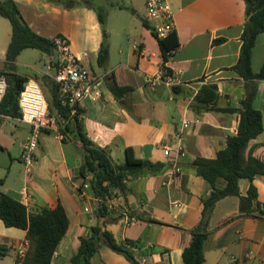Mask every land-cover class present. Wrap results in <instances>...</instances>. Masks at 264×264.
<instances>
[{
	"label": "crops",
	"instance_id": "1",
	"mask_svg": "<svg viewBox=\"0 0 264 264\" xmlns=\"http://www.w3.org/2000/svg\"><path fill=\"white\" fill-rule=\"evenodd\" d=\"M15 1L37 33L50 38L57 33L66 35L71 50L97 79L92 95H86L79 105L78 118L89 139L106 147L114 162H124L125 147L131 146L136 157L162 163L155 171L125 178L123 189L110 185L107 228L118 240L138 241L140 247L135 250L143 264H183L182 249L190 240V228L200 218L201 192L207 188L193 159L197 155L216 156L226 136L236 133L240 118L236 108L246 95L247 80L257 86L253 104L261 110L263 123V129L249 140L247 151L251 147L252 154L264 161V78L247 79L233 67L242 42L244 0H166L179 41L165 61L175 76L174 83L146 80L147 75H158L162 67L150 27L142 24L139 39L130 45L114 47L107 38L109 53L103 67L97 62L102 29L92 6ZM132 8L139 11L137 6ZM10 35L11 24L0 15V71L5 69ZM218 37L222 39L215 40ZM24 49L14 60L16 72L37 80L41 74L52 76L54 67H50L48 57L40 68L22 58ZM263 60L264 34L259 33L250 51L252 70L258 71ZM19 64L30 65L34 71L23 72L17 68ZM112 75L119 84L130 85L119 97L108 87ZM48 105L58 115V126L40 131L27 185L20 155L30 125L19 115L0 113V189L24 202L29 212L62 204L68 225L50 264H70L78 237L87 234L97 220L96 198L89 175L79 176L82 147L75 127L50 105V100ZM205 105L214 108L204 109ZM182 118L190 123L178 137ZM66 122L70 124L67 128ZM165 145L170 146L169 154L163 152ZM251 182L258 200L264 203V174H256L251 180L241 177L240 193H245ZM207 228L202 264H249L243 257L248 251L264 260V214L240 213L238 196L216 201ZM25 233V228L6 225L0 218V264H12L17 247L27 241ZM98 256L101 263L94 264H130L105 244L99 247Z\"/></svg>",
	"mask_w": 264,
	"mask_h": 264
},
{
	"label": "trees",
	"instance_id": "2",
	"mask_svg": "<svg viewBox=\"0 0 264 264\" xmlns=\"http://www.w3.org/2000/svg\"><path fill=\"white\" fill-rule=\"evenodd\" d=\"M50 1L62 3L66 7L86 4L94 8L102 29L97 62L104 67L109 53L104 9L95 5L92 0ZM244 2L245 19L241 32L242 42L238 60L233 67L247 79L264 78V60L258 71H253L250 64L251 48L258 34H264V0H244ZM0 15L6 17L11 24V35L5 50V69L1 71L6 77L7 86L0 102V113L16 116L20 114L18 95L28 76L14 70L15 58L22 49L35 47L47 55L50 59V67H54L56 50L52 37L39 34L30 27L15 0H0ZM142 23L146 27L151 25L147 18H142ZM151 32L158 43L161 66L166 72L171 73L165 61L178 46L177 33L174 28L162 37L157 36L153 30ZM221 39L222 37H218L215 40ZM39 80L49 91L50 105L55 106L61 115L75 127L76 137L80 140L82 147L79 176L89 175L96 198L94 206L97 220L89 226L87 234L78 237L77 247L70 255V264H94L95 261L101 263L98 249L103 244L124 255L130 264H143L135 250L140 247L139 242L132 238L118 240L107 228L105 218L111 211L107 200L112 197L110 185L123 189L125 178L142 172L155 171L162 166V163L136 157L131 146L125 147L126 160L124 162H114L106 147L94 144L86 135L81 120L78 118L79 109L71 113L67 107L61 105L58 83L53 77L49 74H41ZM108 87L115 96L119 97L130 88V85L119 84L112 75L108 78ZM246 87L247 92L241 100V106L236 108L240 115L236 133L226 136L225 144L217 150L216 156L197 155L193 159L196 172L202 176L207 188L201 192L203 207L200 218L197 224L190 228V240L182 249L183 264L203 263L208 220L218 199L236 195L240 213L253 216L264 214V203L257 198L256 186L251 182L246 192L242 194L238 183L241 177L251 180L256 174H264V161L252 154L251 147L247 151L249 140L263 129V123L261 110L253 104L257 86L247 80ZM209 108L214 107L204 106V109ZM217 109L220 108L217 107ZM224 109L233 110L235 108L225 107ZM69 123L65 124V128L69 127ZM262 144L264 145V141ZM2 182L3 177H0V185ZM0 218L6 225L26 229L25 238L28 241V247L21 264H50L52 255L68 225L66 211L61 203L53 207L44 206L37 212H29L24 202L1 189ZM1 247L0 245V255L3 253ZM141 252H146V249L141 248Z\"/></svg>",
	"mask_w": 264,
	"mask_h": 264
},
{
	"label": "built area",
	"instance_id": "3",
	"mask_svg": "<svg viewBox=\"0 0 264 264\" xmlns=\"http://www.w3.org/2000/svg\"><path fill=\"white\" fill-rule=\"evenodd\" d=\"M146 18L151 21L153 31L157 36H165L174 28L172 12L166 0H145ZM56 50V61L54 63L53 79L58 83L59 99L61 105L67 107L71 113L79 109L81 100L86 95H92L97 79L90 75L89 71L82 64L80 57L71 48L66 35L57 33L52 36ZM146 80L150 82L164 81L174 83L175 76L171 72H166L160 68L158 75H147ZM7 86L5 75L0 71V102L3 98ZM19 118L30 125L29 133L22 146L21 160L24 165L26 185L30 180L31 168L35 161V148L38 135L43 128H57V113L49 109L48 99L45 95L42 84L35 77H28L24 82L18 95ZM190 121L181 119V128L176 132L181 137V129L186 127ZM180 148V146H179ZM164 154L170 153V146L163 147ZM28 242H24L16 249V257L12 264H21L25 255ZM249 264H264V260L257 258L248 251L243 255ZM235 260L236 257L232 256Z\"/></svg>",
	"mask_w": 264,
	"mask_h": 264
},
{
	"label": "rangeland",
	"instance_id": "4",
	"mask_svg": "<svg viewBox=\"0 0 264 264\" xmlns=\"http://www.w3.org/2000/svg\"><path fill=\"white\" fill-rule=\"evenodd\" d=\"M95 5L103 8L106 13V30L110 37H107L115 46L120 43L131 44L133 40L139 39L142 18L146 17V8L143 0H92ZM139 7V11L132 8ZM140 28V29H139ZM148 34L149 31L147 32ZM22 58L34 63L37 67L44 68L47 55L35 47H27L21 53ZM115 54V51H114ZM23 72H33L30 65L19 64L17 66ZM88 70V69H87ZM40 77V76H39ZM46 97L49 100V91L42 83ZM38 150V146L35 148Z\"/></svg>",
	"mask_w": 264,
	"mask_h": 264
},
{
	"label": "water",
	"instance_id": "5",
	"mask_svg": "<svg viewBox=\"0 0 264 264\" xmlns=\"http://www.w3.org/2000/svg\"><path fill=\"white\" fill-rule=\"evenodd\" d=\"M150 30H153V26L152 25L150 26Z\"/></svg>",
	"mask_w": 264,
	"mask_h": 264
}]
</instances>
